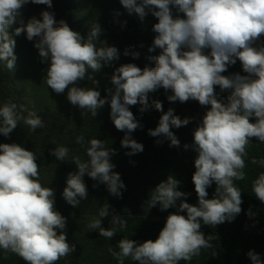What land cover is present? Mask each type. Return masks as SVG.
<instances>
[{
	"label": "clouds",
	"instance_id": "9594fccd",
	"mask_svg": "<svg viewBox=\"0 0 264 264\" xmlns=\"http://www.w3.org/2000/svg\"><path fill=\"white\" fill-rule=\"evenodd\" d=\"M29 2L52 8V0H0V62L8 71H14L17 59L14 36L25 34L27 40L34 41L41 62L48 64L45 75L48 88L57 94L67 90L68 101L93 117L110 103L115 128L125 132L121 146L130 149L126 155L143 151V145L130 135L142 125L129 106L139 104L141 113L147 111L149 93L163 88L166 92L171 90L172 94L167 96L170 102L195 100L201 106H211L193 132V144L184 145L197 153L192 181L198 205L183 199L189 194L178 190L181 181L169 175L151 190L146 208L148 211L159 205L161 211L170 207L177 211L167 216L155 241L138 244L122 238L118 252L109 249L113 257L119 264L129 257L138 264H179L199 256L202 249H214L211 243L214 238L200 231L201 222L215 227L233 221L242 211L241 189L234 181L245 179L246 149L252 138L264 143V46H257L264 35V0H120L128 14H136L141 22L149 13L157 18L152 28L156 35L148 51L160 49V53L148 57L155 62L154 67L141 69L134 63L116 67L111 76L115 92L110 101L101 98L94 88L78 86L85 79L98 84L88 69L99 71L102 62L110 65L119 59L117 47L100 38V25L94 23L85 38L64 20L57 21L53 12L43 10L40 19L33 16L27 23L19 19V26L10 34V27ZM173 8L184 17H174ZM205 49L210 52L205 54ZM124 55H129L128 49ZM131 55L139 57L138 52ZM237 59L247 75H222ZM214 86L221 91L231 90L226 102L217 98ZM151 107L163 114L158 126L149 129L148 134L163 136L170 146L178 147L180 141L171 129L187 126L191 118L181 119L172 108L164 112L159 100H152ZM24 111H27L24 105L18 111L16 103L5 101L0 106V134L8 137L20 121L32 131L44 127L43 119L35 111H28L27 117L21 114ZM252 118L255 122H251ZM76 142L83 144L84 137L78 136ZM88 144V161L72 157L78 170L68 173L62 192L63 199L73 207H79L87 199L85 175L105 184L108 192L118 198L125 188L110 162L116 150L97 138ZM69 151L68 147L57 146L51 154L66 161ZM36 160L33 151L16 143L0 144V250L18 255L27 264H56L73 253L76 246L67 240V218L55 208V190L40 183ZM251 163L264 167V159L253 158ZM213 182L215 193L208 199L207 189ZM252 191L264 203V173L253 181ZM109 209L110 205L104 204L99 218L88 225L107 239L127 226L125 219L112 214L113 227H102L101 218L110 215ZM181 212H186V216ZM247 214L254 215L251 210ZM211 255L216 252L213 250ZM247 256L252 264H264L255 251L250 250Z\"/></svg>",
	"mask_w": 264,
	"mask_h": 264
},
{
	"label": "trees",
	"instance_id": "16d2710c",
	"mask_svg": "<svg viewBox=\"0 0 264 264\" xmlns=\"http://www.w3.org/2000/svg\"><path fill=\"white\" fill-rule=\"evenodd\" d=\"M43 10L53 12L57 21L64 20L72 30L85 38L93 24L98 23L102 29L100 38L119 50V59L112 61L110 65H103L102 62L99 71L88 69V73L98 81V84H93L87 79L79 82L80 87L98 90L101 98L107 97L110 101L111 95L115 92L111 76L114 69L121 64L134 63L141 69L145 66H155V62L148 59L149 56L160 53V49L148 51L156 35L152 30L153 25L158 22L151 13L141 22L136 14H128L120 0H52L50 9L46 5L29 2L22 7L21 17H18L17 22L10 27V34L19 26V19L22 18L25 23L33 16L40 19ZM172 11L174 17L176 15L184 17V14L177 13L175 8ZM14 39L16 41L14 53L17 57L14 71H8L0 62V106L11 100L18 105L19 111V106L24 105L27 111L21 114L27 117L28 111H35L43 119L44 127L32 131L20 121L8 137L0 134V144L16 143L26 150L33 151L39 165L40 183L55 190V208L67 218L65 229L67 240L76 246L73 253L62 257L56 264H119L109 249L118 252V242L122 238L135 240L138 244L147 240L155 241L165 225L167 216L177 211L171 207L161 211L159 205L147 211L146 201L158 183L173 175L181 181L178 190L189 194L183 199L189 204L198 205L192 181L197 153L191 147L185 149L184 145L193 144V132L211 106H201L195 100L185 103L170 102L167 96L172 94L171 90L166 92L163 88L149 93L150 107L147 111L141 113L139 104L129 106L130 111L142 125L130 135L143 145V151L126 155L130 149L121 146L125 132L115 128L110 118V103L99 109L95 117L87 110L73 106L67 99V90L65 93L57 94L48 88L45 82L48 64L41 62L38 50L32 48L31 41L27 40L26 35L22 33L14 36ZM257 46H264V35L257 41ZM125 49L129 50L128 56L124 55ZM204 51L208 54L210 49ZM132 52H138L139 57L133 58ZM235 73L247 75L238 59L234 65H229L222 75L230 76ZM214 87L217 98L226 102L231 90L221 91L219 86ZM152 100L161 101L164 112L172 108L174 114L181 119L191 118L187 126L171 129L180 141L178 147L170 146V141L163 136L152 137L148 134L149 129L158 126L163 114L151 107ZM251 122H255V118H252ZM78 136L84 137L83 144L76 142ZM94 138L104 141L106 147L116 150L115 154L111 155L110 162L115 165L113 171L120 174L125 188L121 189L122 196L118 198L108 192L105 184L85 175L83 180L87 186V199L82 200L79 207H73L62 197L68 173L78 170L71 160L73 156H79L82 162H87L88 142ZM158 140L162 142L157 143ZM57 146L70 149L66 161H59L51 154ZM246 151L245 179L234 181L241 189L242 211L233 221H225L215 227L201 222L200 231L205 236L211 235L214 238L211 241L214 249H202L199 256H194L191 261L182 260L179 264H252L247 256L250 250L258 253L264 262V203H261L252 191V183L259 174L264 173V167L251 163L253 158L264 159V143L252 138ZM215 188L213 182L207 189L206 198H213ZM179 202L177 201V204ZM104 204L110 205V215L101 218L102 227L106 229L113 227L112 214L119 215L127 221V226L111 239L100 236L98 230L88 228L92 220L99 218V210ZM249 210L254 215L249 216L247 214ZM179 214L186 216V212ZM213 250L216 252L215 256L211 255ZM0 264L27 262L14 253L0 250ZM124 264L138 262L129 257L124 260Z\"/></svg>",
	"mask_w": 264,
	"mask_h": 264
},
{
	"label": "rangeland",
	"instance_id": "374dc122",
	"mask_svg": "<svg viewBox=\"0 0 264 264\" xmlns=\"http://www.w3.org/2000/svg\"><path fill=\"white\" fill-rule=\"evenodd\" d=\"M31 46H32V48H35L34 47V41H31ZM36 49V48H35ZM36 51H37V49H36Z\"/></svg>",
	"mask_w": 264,
	"mask_h": 264
}]
</instances>
